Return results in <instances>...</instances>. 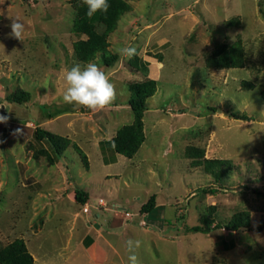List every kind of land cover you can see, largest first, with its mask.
Listing matches in <instances>:
<instances>
[{"label": "rangeland", "instance_id": "374dc122", "mask_svg": "<svg viewBox=\"0 0 264 264\" xmlns=\"http://www.w3.org/2000/svg\"><path fill=\"white\" fill-rule=\"evenodd\" d=\"M124 1L105 36L117 59L105 66L98 53L74 54L83 0H0V116L8 117L0 123V248L21 239L31 264H131V255L136 264H264V0ZM12 18L25 25L21 40ZM235 43L239 66L206 64ZM128 46L131 59L118 51ZM73 62L100 66L115 101L96 111L64 103L63 69ZM145 79L155 87L141 113L143 141L104 164L97 141L132 122L128 85ZM18 91L28 99L10 101ZM36 126L63 138L57 158L33 138ZM74 188L85 192L82 204ZM150 194L155 206L140 213ZM239 212L248 226L215 228ZM193 225L210 230L188 231ZM129 240L139 246L130 251Z\"/></svg>", "mask_w": 264, "mask_h": 264}, {"label": "trees", "instance_id": "16d2710c", "mask_svg": "<svg viewBox=\"0 0 264 264\" xmlns=\"http://www.w3.org/2000/svg\"><path fill=\"white\" fill-rule=\"evenodd\" d=\"M24 1V0H23ZM109 8L106 13H97L92 18L86 16V5L82 4L77 8L76 14L72 21L71 29L74 33L82 34L84 38H79L73 42L72 47L76 58L80 61L91 59L97 53L105 66H110L116 59V55L109 54L105 51V36L110 32L118 19V17L127 10L128 5L124 0H108ZM94 22H98L103 26L102 32L98 33L94 29ZM241 62V50L238 43L228 47L220 46L215 49L214 53L206 59L207 65H219L222 67H236ZM142 67H144L142 65ZM155 82L153 79H145L142 81H133L128 85L129 96L127 104L132 111L133 120L130 124L119 127L115 134L107 139L97 141V148L104 164L115 162V155L121 154L124 157H130L135 153L141 142L143 134L141 128V113L144 109V100L154 91ZM28 92L18 91L12 93L8 99L12 102H21L27 100ZM260 97L264 100V91L260 92ZM229 116L249 120V117L243 113L229 112ZM34 139L43 141L51 151L53 156L57 158L64 148V140L62 137L53 134L39 126L34 127L32 131ZM188 156V155H187ZM206 169L212 170V166L205 164ZM215 179L218 173H212ZM206 192L214 193L217 191L215 187H206ZM73 199L75 202L82 204L86 200L85 192L80 188H74ZM155 206L154 194H150L147 200L140 204L138 211L147 214ZM248 219L245 213H235L224 222L215 223V228H224L226 230H236L239 227L248 226ZM259 230L264 228V223L258 227ZM191 232H207L209 227L201 229L197 225L187 228ZM92 239L89 235L83 238V244L89 245ZM223 249L232 247V243L222 242ZM32 259L27 252L21 239L17 238L0 248V264H31Z\"/></svg>", "mask_w": 264, "mask_h": 264}, {"label": "clouds", "instance_id": "9594fccd", "mask_svg": "<svg viewBox=\"0 0 264 264\" xmlns=\"http://www.w3.org/2000/svg\"><path fill=\"white\" fill-rule=\"evenodd\" d=\"M86 5V16L92 18L97 13H106L109 4L108 0H83ZM11 35L21 40L25 31V25L19 19H13L10 24ZM122 56L131 59L136 55L132 46L118 50ZM63 79L66 84L63 93V102L66 104H78L89 110H102L113 103L116 99V88L110 77L100 66L94 62H73L71 67L63 69ZM7 116H0V123H6ZM19 133V129L16 130ZM139 246V241H128L130 251L133 247ZM131 264H136V257H129Z\"/></svg>", "mask_w": 264, "mask_h": 264}, {"label": "crops", "instance_id": "0c3cea01", "mask_svg": "<svg viewBox=\"0 0 264 264\" xmlns=\"http://www.w3.org/2000/svg\"><path fill=\"white\" fill-rule=\"evenodd\" d=\"M116 156H117V159L121 158L120 154H117ZM113 163H115V162H113Z\"/></svg>", "mask_w": 264, "mask_h": 264}]
</instances>
